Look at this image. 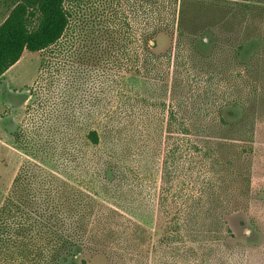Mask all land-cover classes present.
<instances>
[{
	"label": "rangeland",
	"instance_id": "rangeland-1",
	"mask_svg": "<svg viewBox=\"0 0 264 264\" xmlns=\"http://www.w3.org/2000/svg\"><path fill=\"white\" fill-rule=\"evenodd\" d=\"M247 1L255 7L230 9L200 44L211 68L176 90L171 67L166 78L130 74V0H65L63 36L0 77V216L34 218L75 190L129 225L123 239L138 254L122 261L111 248L116 264H264V0ZM172 39L159 35L153 50Z\"/></svg>",
	"mask_w": 264,
	"mask_h": 264
},
{
	"label": "trees",
	"instance_id": "trees-1",
	"mask_svg": "<svg viewBox=\"0 0 264 264\" xmlns=\"http://www.w3.org/2000/svg\"><path fill=\"white\" fill-rule=\"evenodd\" d=\"M64 2L2 1L5 9L0 20V77L25 51H43L63 36L69 22ZM253 7L247 0H130V74L166 78L171 67L172 88L177 90L182 79L198 83L197 75L206 72L213 63L199 51L200 44L207 42L205 36H211L215 27L225 28L230 9ZM161 34L173 38L172 48L156 53L153 49ZM208 82L204 78L206 90ZM181 102L185 116L190 110L184 100ZM173 119L174 112L170 109L168 120ZM180 127L183 132L191 130L184 122ZM87 138L94 145L99 143L96 130L89 131ZM72 192L75 196L65 203L58 201L55 194L50 196L51 200L35 211L34 218L27 213L17 219L16 214L4 209L0 216V264H75V259L86 252L103 254L109 263L116 264L110 258V254H116L111 248L121 252L120 260L129 254L131 260L136 248L128 250L123 239L129 225L100 217L95 205L83 203L80 197L76 198L77 192ZM183 228L199 232L193 223H184ZM206 231L200 233L207 236L210 232ZM137 236L144 239L140 234ZM81 262L86 264L84 259Z\"/></svg>",
	"mask_w": 264,
	"mask_h": 264
}]
</instances>
